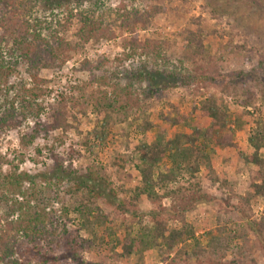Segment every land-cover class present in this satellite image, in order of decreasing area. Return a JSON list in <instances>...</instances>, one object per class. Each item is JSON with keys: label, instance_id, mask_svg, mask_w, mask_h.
Instances as JSON below:
<instances>
[{"label": "rangeland", "instance_id": "374dc122", "mask_svg": "<svg viewBox=\"0 0 264 264\" xmlns=\"http://www.w3.org/2000/svg\"><path fill=\"white\" fill-rule=\"evenodd\" d=\"M41 1L30 15L43 21L42 39L50 45L55 41L77 45L61 69L43 70L40 74L46 81L45 95L41 99L43 122L49 124L52 107L65 101L69 106L70 129L42 131L28 148L23 147L20 140L34 127L33 120L17 129L3 130L0 132V154L10 164L3 166L2 173L8 174L18 166L19 172L35 176L37 189L50 191L48 211H52L55 225L76 228L79 217L73 210L80 203L85 186L77 191L65 180H52L51 174L61 165L77 171L78 175L102 167L111 184L102 190L105 199L98 200L101 221L92 223L94 234L81 233L89 239L88 248L80 251L81 258L93 264H164L156 251H139L128 258L120 256L119 242L129 233L135 236L142 226H153L154 213H158L150 201L139 196L143 185L137 167L140 163L137 147L156 140L164 128L158 116L173 111L169 104L176 106L183 115L194 116L191 122L194 127V122H200L195 117V106L199 101L209 94L223 96L230 110V128L234 135L229 140L234 147L216 149L211 156V168L202 166L196 178H191L189 172L180 173L178 183H171L165 192L173 190L170 197L161 200L159 213L178 228L188 223L200 237L202 246L208 242L204 237L208 231L221 228L223 232H217V235L227 237L229 244L227 249L224 247L225 255L220 253V257L212 258L213 264H231L236 260L251 264V255L257 264H264V241L251 229V223L258 222L264 213V199L252 196L253 168L245 163V157L253 151L248 138L256 124L264 121V0H99L97 5L103 7L106 20L118 26L113 28V38L101 37L89 42L78 36L80 13L95 9L94 1L69 0L61 9ZM129 16L139 22L133 28L120 29V19ZM198 27L209 35L208 42L216 55L222 56L221 63L214 67L224 75L240 74L231 95H222L219 86L211 82H192L188 78L190 74L202 72L188 63L181 64L184 37L190 29ZM131 38L137 39L142 46L148 41H165L164 58L150 56L142 48L127 58L125 53L131 50L125 45ZM101 59L105 61L93 76L92 69ZM95 78L118 85L116 91L107 88V96L115 100L118 95H123L120 102L126 107V115L122 117L127 118L112 122L105 138L95 134V131H101L104 116L97 115L91 104L86 108V115L80 112L84 99L99 87L92 83ZM21 80H28L24 68L18 70L12 83ZM243 94H253V103L249 107L240 104ZM145 119L154 124L148 132H142L140 128ZM120 155L130 159L122 170L113 165ZM167 168L165 163L160 170L166 172ZM196 183H201L213 202L200 201L182 220L179 210L185 203L190 204L193 193L181 192L179 185L190 187ZM25 187L28 188L29 183ZM120 206L127 212L121 213ZM185 245L191 251L194 242ZM240 253L246 254L240 256ZM211 257L207 253L200 260L208 264ZM193 263L194 260L188 264Z\"/></svg>", "mask_w": 264, "mask_h": 264}, {"label": "trees", "instance_id": "16d2710c", "mask_svg": "<svg viewBox=\"0 0 264 264\" xmlns=\"http://www.w3.org/2000/svg\"><path fill=\"white\" fill-rule=\"evenodd\" d=\"M68 1L45 0V3L47 6L55 4V8L61 9L68 4ZM89 1H94L96 8L80 13L81 27L78 36L84 42L98 40L101 37L113 38V28L118 26L117 23L106 20L104 16L106 12L102 10L103 7L97 5L99 0ZM39 2L42 1L0 0V132L5 129H17L28 120H33L34 127L29 132H25L20 140L25 148L33 145L42 131L65 132L70 129L69 106L65 101H60L58 105L52 107L49 124L43 122L44 107L41 99L45 95L43 87L46 81L40 78V74L43 70L61 69L70 59L71 52L77 49V45L65 41H55L54 45H50L48 41L42 39L43 21L30 15ZM131 17L121 18L119 28L122 30L126 27L133 28L139 21L134 22ZM198 28L190 29L184 37L181 64L188 63L202 72L194 75L191 73V77L188 78L192 79V82H211L219 86L222 95H231L236 88L234 82L241 78L240 74L224 75L214 67L221 63L222 56L216 55L212 49L207 32ZM165 44V41H148L147 45L142 46L137 39L131 38L125 45V48H130L131 52L125 53V56L130 58L142 48L146 49L150 56L156 55L163 59L162 48ZM104 61L101 59L92 69L93 76L100 70ZM86 66L91 69L89 64ZM20 68L25 69L28 80L12 83ZM171 75L173 77V74ZM92 83L99 87L84 99V103L80 105L82 107L80 112L86 115V108L91 104L97 115L104 116L101 131H95V134L105 138L107 128L111 127L112 122L127 118V116L122 117L126 115V107L120 102L123 95H118L115 100L107 96V88L116 91L118 85H112L110 81L99 78L92 79ZM86 88L87 86L83 87L82 91ZM242 99L240 104L249 107L254 97L253 94L246 96L243 94ZM168 106L173 111L159 114L158 120L164 128L160 130L156 140L137 147L140 162L137 167L143 185L139 196L150 201L158 213H154L153 226H142L135 236L129 233L121 243L119 242L118 245L122 247L120 256L128 258L139 251L142 253L156 251L164 264L178 262L188 264L192 260H194L193 264H203L200 257H204L207 253L212 256L211 260L220 257L218 255L220 253L225 255L226 245L229 242L227 237L217 235V232H223L222 229L208 231L204 235L208 242L202 246L201 239L196 235L193 227H189L188 223L182 228L172 225L159 213V208L161 200L171 196L173 190L169 189V192H165L171 183H178L180 173L189 172L191 178H196L202 166L211 168V156L216 149L234 147V143L229 140L234 135V130L230 128V110L223 96L209 94L195 106L197 109L195 117L200 119V122H194L193 125L196 126L192 127L194 116L181 114L174 105ZM153 126L150 120L145 119L140 128L142 132H148ZM255 128L248 138L253 151L247 158L245 157V163L249 168H253V178L250 182L252 196L264 199V121L258 122ZM2 156L4 155L0 154V264H93L80 256V251L87 249L89 243V239L83 237L81 233L93 235L92 223L101 221V216L98 214L101 211L98 200L105 199L102 190H106L111 184L103 168L97 166L84 175H78L77 171H70L63 165L53 170L52 180L62 182L65 180L74 185L77 191L85 186L80 203L73 210V213L79 217L77 227L71 228L67 225L60 227L55 225L52 211H48L50 191H46L47 188L37 189L36 177L27 172H19L18 166L4 175L3 166L9 165L10 162ZM129 161L128 156L120 155L114 159L113 165L122 170ZM165 163L168 168L163 172L160 168ZM210 180L214 183L218 182L216 179ZM27 183H29L28 188L25 187ZM179 188L181 192L193 193V197L189 198L190 204L185 203L184 208L179 210L182 220L186 219V215L193 211L200 201L213 202L201 183L190 187L179 185ZM119 208L121 213L127 212L124 206ZM251 229L264 241V213L258 222L251 223ZM188 242H194L192 252L185 245ZM245 254L240 253V256ZM249 258L251 264H257L252 255ZM208 264H213V260ZM231 264L245 263L236 260Z\"/></svg>", "mask_w": 264, "mask_h": 264}]
</instances>
